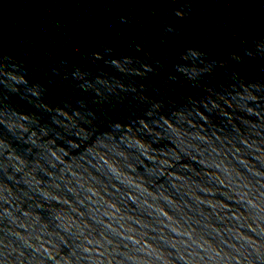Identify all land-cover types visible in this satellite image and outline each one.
Returning <instances> with one entry per match:
<instances>
[{
	"label": "water",
	"instance_id": "obj_1",
	"mask_svg": "<svg viewBox=\"0 0 264 264\" xmlns=\"http://www.w3.org/2000/svg\"><path fill=\"white\" fill-rule=\"evenodd\" d=\"M0 264H264V0H0Z\"/></svg>",
	"mask_w": 264,
	"mask_h": 264
}]
</instances>
